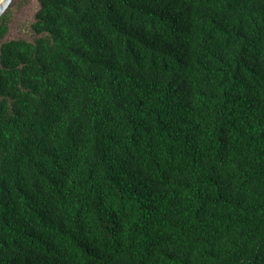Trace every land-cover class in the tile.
<instances>
[{"label": "trees", "instance_id": "1", "mask_svg": "<svg viewBox=\"0 0 264 264\" xmlns=\"http://www.w3.org/2000/svg\"><path fill=\"white\" fill-rule=\"evenodd\" d=\"M38 1L0 44V264H264V0Z\"/></svg>", "mask_w": 264, "mask_h": 264}, {"label": "rangeland", "instance_id": "2", "mask_svg": "<svg viewBox=\"0 0 264 264\" xmlns=\"http://www.w3.org/2000/svg\"><path fill=\"white\" fill-rule=\"evenodd\" d=\"M38 9V0H11L0 16V24L6 26V31L0 38V44L18 39L32 42L37 35L31 25Z\"/></svg>", "mask_w": 264, "mask_h": 264}, {"label": "water", "instance_id": "3", "mask_svg": "<svg viewBox=\"0 0 264 264\" xmlns=\"http://www.w3.org/2000/svg\"><path fill=\"white\" fill-rule=\"evenodd\" d=\"M10 2L11 0H1L0 1V16L5 11V9L7 8Z\"/></svg>", "mask_w": 264, "mask_h": 264}, {"label": "bare ground", "instance_id": "4", "mask_svg": "<svg viewBox=\"0 0 264 264\" xmlns=\"http://www.w3.org/2000/svg\"><path fill=\"white\" fill-rule=\"evenodd\" d=\"M1 1V0H0Z\"/></svg>", "mask_w": 264, "mask_h": 264}]
</instances>
